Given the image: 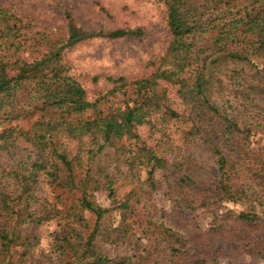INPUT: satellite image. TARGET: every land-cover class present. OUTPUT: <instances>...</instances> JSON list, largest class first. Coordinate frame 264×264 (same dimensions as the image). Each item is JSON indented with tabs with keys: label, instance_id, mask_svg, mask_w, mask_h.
Here are the masks:
<instances>
[{
	"label": "trees",
	"instance_id": "1",
	"mask_svg": "<svg viewBox=\"0 0 264 264\" xmlns=\"http://www.w3.org/2000/svg\"><path fill=\"white\" fill-rule=\"evenodd\" d=\"M153 1L165 9L168 44L118 109L106 94L87 98L64 52L97 38L140 37L142 29H87L64 8L63 33L43 27L29 34L31 22L0 8V65L20 69L0 78V264H214L207 246L219 241L264 260V237L236 229L242 219L221 205L264 208V148L252 149L253 136L264 134L257 70L264 68V0ZM172 77L179 78L177 105L160 85ZM108 157L124 171L101 165ZM157 171L180 174L166 177L171 210L161 211V222L137 224L133 212L159 187ZM39 179L71 199L58 207L37 196ZM120 180H129L127 191ZM194 217L208 227L181 234L172 224ZM53 219L59 230L50 252L35 255V228Z\"/></svg>",
	"mask_w": 264,
	"mask_h": 264
},
{
	"label": "rangeland",
	"instance_id": "2",
	"mask_svg": "<svg viewBox=\"0 0 264 264\" xmlns=\"http://www.w3.org/2000/svg\"><path fill=\"white\" fill-rule=\"evenodd\" d=\"M100 7L106 10V13L100 11ZM0 8H4L9 14H13L23 23L31 22L24 29L29 34L41 31L43 27L64 32L63 9L67 8L73 12L80 25L93 30H103L104 32L118 28L143 30L140 37H124L117 40L97 38L80 43L64 52L63 61L66 64L69 73L82 85L86 91L87 98L94 100L102 95H108L107 100L112 109L122 107L129 96L132 95L134 86L132 83L142 77L148 76L154 69L151 61L156 60L163 54L168 44L169 36L165 22V9L161 4L153 0H0ZM258 66V65H256ZM258 72L264 75L263 66H258ZM20 69L15 66L0 65V78L9 79L17 77ZM124 79L125 86L121 82H115ZM178 77H172L168 81H161L160 85L165 90L166 97L175 105L179 103L177 97ZM175 107V106H174ZM180 109L179 107H176ZM145 135V129H141ZM159 139L158 135L154 136ZM252 149L264 148V134L257 133L252 138ZM20 147H24L23 140H17ZM206 157V155H203ZM108 162L113 169L117 166L121 171L124 167L121 162L114 163L113 159L108 157ZM12 160L7 161L6 167H9ZM210 162H205L204 169L208 168ZM174 173H177L176 171ZM214 173V169L210 170ZM155 179L160 181L159 187L152 193L151 199L142 202L135 207L133 212V221L137 224H144L147 220L161 222V211L170 212L171 200L167 196L166 177L175 179L180 174L165 175L161 177L160 172H155ZM139 180L145 178V172L141 170ZM123 180V179H121ZM118 181L120 191H127L126 184L129 180ZM249 182V180L245 179ZM136 188V184L133 185ZM37 196L56 204L58 207L64 199H71V195L63 190L49 186L42 179L38 180ZM104 193L94 195L97 203L107 205ZM174 199H176L174 197ZM224 210L230 211L233 216H239L242 221L234 222V227L239 229L252 230L253 235L264 237V208L254 210L244 203H222ZM198 215H205L198 210ZM84 217L89 224L92 217L84 213ZM184 217V215H183ZM162 219V218H161ZM188 218L182 220H173L172 224L181 234H187L199 227L202 230L208 227L207 219H196L190 223ZM189 220V219H188ZM176 222V223H175ZM232 222V221H231ZM57 220H49L35 228V233L39 238V245L34 248L35 255L48 254L50 252L53 233L59 230ZM172 226V225H171ZM146 240H142L144 245ZM230 247V248H228ZM226 247L222 241L207 246L210 251L209 258H215L214 264H264V260L238 249L235 245ZM21 252L20 248L12 249V257L17 258Z\"/></svg>",
	"mask_w": 264,
	"mask_h": 264
}]
</instances>
